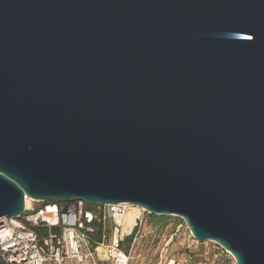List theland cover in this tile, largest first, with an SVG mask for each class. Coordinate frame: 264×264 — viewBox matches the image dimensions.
<instances>
[{"label":"water","instance_id":"95a60500","mask_svg":"<svg viewBox=\"0 0 264 264\" xmlns=\"http://www.w3.org/2000/svg\"><path fill=\"white\" fill-rule=\"evenodd\" d=\"M25 197L264 264V0H0V218Z\"/></svg>","mask_w":264,"mask_h":264},{"label":"built area","instance_id":"2783aa9c","mask_svg":"<svg viewBox=\"0 0 264 264\" xmlns=\"http://www.w3.org/2000/svg\"><path fill=\"white\" fill-rule=\"evenodd\" d=\"M19 217L0 218V259L5 264H131L136 243L150 214L144 207L130 203L89 204L77 199L70 202H41L38 208L27 206ZM137 210L134 222L126 221L130 210ZM102 216L104 232L91 239L90 223ZM163 216V215H159ZM168 237L160 246L156 264H237L233 253L215 241H199L186 220L179 215ZM47 228L43 237L35 227ZM59 228V233L53 228ZM136 231L132 244L126 238ZM186 235V252L171 256L175 238Z\"/></svg>","mask_w":264,"mask_h":264},{"label":"rangeland","instance_id":"374dc122","mask_svg":"<svg viewBox=\"0 0 264 264\" xmlns=\"http://www.w3.org/2000/svg\"><path fill=\"white\" fill-rule=\"evenodd\" d=\"M31 202L35 208L41 205L40 201L28 198L27 206H31ZM146 219L135 247V258L131 264H156L159 248L169 238L170 229L173 223L178 220L174 217L152 216L150 214L147 215ZM186 247V235L175 238L171 245V256L179 258L186 252Z\"/></svg>","mask_w":264,"mask_h":264},{"label":"trees","instance_id":"16d2710c","mask_svg":"<svg viewBox=\"0 0 264 264\" xmlns=\"http://www.w3.org/2000/svg\"><path fill=\"white\" fill-rule=\"evenodd\" d=\"M152 216H159V215H155V214H150ZM91 225V231L89 232V236L91 239H95V240H99L102 235H103V232H104V224H103V218L102 216H97L94 218V220L90 223ZM35 231L40 235V237H43L46 232H47V228H44V227H35L34 228ZM53 232L55 233H59V228L57 227H54L53 228ZM135 234H136V231L133 232L130 236H128L126 238V245H131L134 238H135ZM137 245V243H136ZM0 264H5L1 259H0Z\"/></svg>","mask_w":264,"mask_h":264},{"label":"bare ground","instance_id":"6f19581e","mask_svg":"<svg viewBox=\"0 0 264 264\" xmlns=\"http://www.w3.org/2000/svg\"><path fill=\"white\" fill-rule=\"evenodd\" d=\"M28 198H30V197H27V199ZM27 199H26V201H27ZM31 199V198H30ZM136 212H137V210H135V209H132V210H130V212L127 214V217H126V221L128 222V224H132L133 222H134V217H135V215H136Z\"/></svg>","mask_w":264,"mask_h":264}]
</instances>
